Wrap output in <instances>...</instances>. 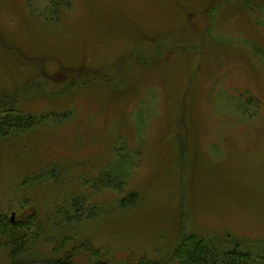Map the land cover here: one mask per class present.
I'll return each mask as SVG.
<instances>
[{
	"label": "rangeland",
	"instance_id": "374dc122",
	"mask_svg": "<svg viewBox=\"0 0 264 264\" xmlns=\"http://www.w3.org/2000/svg\"><path fill=\"white\" fill-rule=\"evenodd\" d=\"M247 4L0 0V115L32 121L0 139V217L118 261L176 264L192 234L264 256V0Z\"/></svg>",
	"mask_w": 264,
	"mask_h": 264
},
{
	"label": "trees",
	"instance_id": "16d2710c",
	"mask_svg": "<svg viewBox=\"0 0 264 264\" xmlns=\"http://www.w3.org/2000/svg\"><path fill=\"white\" fill-rule=\"evenodd\" d=\"M257 1L246 0L247 7L256 4ZM5 112L8 118L16 115L14 109ZM0 113L2 115L3 112ZM1 115L0 139H5L13 131H21L24 126L27 127L25 124L32 122L15 118L4 120ZM27 218L14 223L0 217V245L4 247L1 253H4L5 257V261L0 264H167L164 261L133 254L118 261L108 257L88 240L73 235L61 236L54 242H48L46 237H42V231L31 228V222H27L29 220ZM42 241L46 243L48 251L44 255H39L36 245ZM215 242L210 238L192 234L174 251L173 259L176 264H264V256L253 257L250 253L240 252L236 246L233 249L225 247L222 249Z\"/></svg>",
	"mask_w": 264,
	"mask_h": 264
},
{
	"label": "water",
	"instance_id": "95a60500",
	"mask_svg": "<svg viewBox=\"0 0 264 264\" xmlns=\"http://www.w3.org/2000/svg\"><path fill=\"white\" fill-rule=\"evenodd\" d=\"M15 215H16V214H15V213H13V215H12V219H14V218H15Z\"/></svg>",
	"mask_w": 264,
	"mask_h": 264
}]
</instances>
